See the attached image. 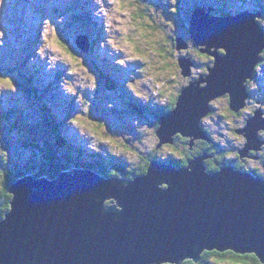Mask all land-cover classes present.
Instances as JSON below:
<instances>
[{"label":"water","instance_id":"1","mask_svg":"<svg viewBox=\"0 0 264 264\" xmlns=\"http://www.w3.org/2000/svg\"><path fill=\"white\" fill-rule=\"evenodd\" d=\"M211 12L196 7L189 31L216 58L215 65L206 86L190 84L162 117L158 148L174 144L179 134L207 140L202 121L211 102L225 94L236 112L243 106L245 82L264 51L259 15ZM78 45L83 51L90 47L86 37ZM181 49H187L183 38ZM180 66L188 75V60ZM260 116L243 130L246 153L262 144ZM207 158L197 157L183 169L153 160L133 180L90 168L64 171L54 180L37 174L18 180L9 190L11 210L0 220V264H182L199 262L205 251L254 254L264 264V178L232 166L209 172Z\"/></svg>","mask_w":264,"mask_h":264},{"label":"rangeland","instance_id":"2","mask_svg":"<svg viewBox=\"0 0 264 264\" xmlns=\"http://www.w3.org/2000/svg\"><path fill=\"white\" fill-rule=\"evenodd\" d=\"M246 1L232 0L238 7ZM256 1L250 0V3ZM137 2L145 6L143 12L153 21V25L157 23L163 28L160 32L164 34L167 43L160 44L158 49L163 52V56H153L152 62L156 64L167 59L169 67L174 64L179 70L175 73L176 80L164 79V83L175 93L188 81L182 76L181 72L185 69L181 68L178 59L189 56L197 63L201 62L198 51L191 48V44L186 51H176L173 41L176 37L191 40V22L186 20H191L192 11L195 9L193 6L198 0ZM260 2L264 4V0ZM96 9L94 0L0 2V161L5 157L13 164L19 163L23 166L27 161L33 160V155L38 158L45 139L49 141L46 143L51 145L48 147H52L50 150L54 152L53 142H59L58 146L64 151L69 149L68 146H76H71L70 157H78L80 162L90 164H94L96 159L103 161L109 173L114 169V164L119 162L132 171L154 153L159 142L155 125L158 119L156 114L161 110L160 105L154 103L151 97L147 103L135 98L125 85L131 76L139 78L142 75L140 69L147 65L142 61L130 62L127 68L115 65V60L121 57L110 54L107 48H100L105 34L102 19L93 15ZM82 34L90 36L88 51L79 48L78 40ZM53 41L65 45L70 54L80 59L88 71L97 77V90L94 93L77 87L76 95L65 94L61 85L65 81L75 85L79 77L70 74V66L59 59L52 67L49 57L57 56V53L51 48H45L43 59L37 55L39 48L44 47L46 42L51 44ZM200 69V66L192 69L193 74L197 76ZM261 71L257 80L251 84L253 100L249 110L261 109L264 117V70ZM107 82H115L117 87L112 84L110 86ZM131 82L130 79L129 83ZM25 86H28L29 92ZM109 104L114 107L109 109ZM222 112H225L223 107L216 115ZM13 116L21 119L22 129L12 130L15 125ZM8 117L13 120L9 121ZM218 118L208 119L205 126L215 134L217 142L226 149L227 158L231 159L235 146L246 142L245 138L242 139L235 132L236 128L245 126L243 118H238L237 122L227 118L220 120V123ZM52 120L57 121L56 126L52 124ZM133 120L137 121L135 125ZM72 121L80 123L74 124ZM6 132H9L15 145L8 153L3 150L8 140ZM64 141L67 143L65 146ZM260 153L264 158V147ZM176 154L175 148L164 145L157 151L156 156L167 162L168 159L173 160ZM39 159L33 163L42 162ZM212 264L235 263L228 259L225 262L213 260Z\"/></svg>","mask_w":264,"mask_h":264},{"label":"clouds","instance_id":"3","mask_svg":"<svg viewBox=\"0 0 264 264\" xmlns=\"http://www.w3.org/2000/svg\"><path fill=\"white\" fill-rule=\"evenodd\" d=\"M94 3L97 9L93 15L97 19H102L105 34L100 48H107L110 50V54L121 57L115 60V65L120 68H127L128 64L134 61H142L147 65L140 69L142 75L139 78L134 76L129 78L132 82L129 83V80L126 82L127 89L135 98H139L145 103L149 102L151 97L153 102L158 103L160 109L166 112L167 109L164 106L169 100L174 104L173 98L179 94L174 93L164 83V79L176 80L175 73H178L179 70L175 68L174 64L169 67L167 59L160 60L156 64L152 62L153 56H163V52L158 49L160 44L167 43L164 34L154 27L153 21L143 12L145 6L138 3L137 0H94ZM45 34H47V29ZM46 47L57 53V56L49 57L52 67L59 59L70 66V74L79 77V81L75 85L68 81L61 85L65 94L76 95L77 87L81 90H89L90 93L97 90V77L88 71L80 59L71 55L65 45L58 41H53L51 44L46 42L45 46L37 51V55L42 59ZM202 86H206V82ZM185 87H187V83H185ZM157 97H159L158 101ZM113 107V104L108 105L109 109ZM72 123L79 124L80 122L72 121ZM136 123L137 121L133 120V124ZM89 127L95 128L96 126ZM257 135L264 138V129L258 130ZM162 264H166V262L163 261Z\"/></svg>","mask_w":264,"mask_h":264},{"label":"flooded vegetation","instance_id":"4","mask_svg":"<svg viewBox=\"0 0 264 264\" xmlns=\"http://www.w3.org/2000/svg\"><path fill=\"white\" fill-rule=\"evenodd\" d=\"M260 1L257 0L256 2H253L251 4L250 0H247L246 2L243 3L242 6L238 7L234 5V2H232V0H198V2L193 6V8L201 6L203 8H206V10H211L212 11L211 14L214 16H230V15L241 14L244 12H251L259 15L256 21L264 30V24H262V22H264V4H261ZM194 10L195 9H193L192 13L194 12ZM191 21L192 18L191 20L189 19L186 20V22H191ZM190 44L192 45L191 48L198 51V55L201 58V62L197 63L189 56H186V58L180 57L178 59L179 65L182 59L188 60V62L191 64V68L188 75H186L187 73L184 74L183 71L181 72L182 76L185 79H188L187 87L192 83H197L202 79L203 80L206 79L210 73L209 69L214 67L216 61V58L214 56L203 51L207 49L206 47L198 46L192 40V38L189 41V43H186L187 49H185V51L190 48ZM213 51H215V49H212V52ZM217 53L220 56H224L226 52L224 49H219ZM198 66H200L202 69H200L201 70L200 73H198V75L196 76L193 74L192 69H195ZM261 68L262 70H264V51L260 55V61L255 67L252 76L249 79H247L245 82L246 97L244 99L243 106L241 107V109L238 112H236L233 109V103L230 94H225L217 98L213 102H211L210 104L211 110L207 115V117L205 118V120L202 122V126H203L202 128L206 131L208 135V139L207 140L199 139V140H195L194 142H191L190 139H188V137H184L180 134L177 135L175 137L174 144L171 146L175 148L177 151V154L174 156V158H176L178 161L176 162L173 160L172 163L170 164H173L178 169H183L186 168V166H188L186 165V155L189 156L188 158L191 157L190 160L188 161V164L191 160L206 155L208 158L205 160V165L209 172L220 171L222 168L232 166L236 170H240L243 172H250L256 176L264 178V158L261 156L260 153L261 151H263L264 145L262 146V144H264V141L260 136H258L259 140L262 142L261 146L260 147L256 146L257 149L255 150L252 149L248 153H246L244 152V150L247 148L248 139L246 138V132H243V130L249 125V121L255 118L258 114L261 115L260 116L261 118H264L263 111L261 109L258 110L253 109L251 111L249 110L250 107L252 106V100H253V91L251 90L252 89L251 84H253L257 80L258 73L261 70ZM202 85H205V83H202ZM187 87H185V84H183L180 86L178 91L175 92L178 93L179 95L174 96L173 98L175 100L174 104L171 100H169L167 106L165 107L167 109L166 111L167 113L171 112L174 106L175 108L177 107L179 98L183 90H185ZM222 107L226 113L222 112L219 113V115H216V112L222 110ZM167 113H165V111L161 109L160 112L156 114L158 119L155 127L158 128L162 117L165 116ZM215 117L217 118L219 117L218 123H220V120L223 121L224 119L227 118L232 119L235 122H237L238 118L241 119L243 118V123L245 126L236 128L235 132L236 134L241 136L242 139L245 138L246 142L245 143L242 142L238 147L235 146L234 153L231 159L227 158L226 149H224V147L221 146L219 142H217L215 138V134L207 126H205V122L208 121V119H215ZM201 149L202 151H200ZM157 158L158 159L156 160L163 162L162 160H160L159 157Z\"/></svg>","mask_w":264,"mask_h":264},{"label":"trees","instance_id":"5","mask_svg":"<svg viewBox=\"0 0 264 264\" xmlns=\"http://www.w3.org/2000/svg\"><path fill=\"white\" fill-rule=\"evenodd\" d=\"M154 27L156 29H158L159 31H161L163 28L159 27V24L156 23V25H154ZM180 36V35H179ZM88 38L90 39V37L88 36ZM181 37H176L173 39L174 44H175V49L177 51V47H178V40ZM185 41V39H184ZM186 43H189V41H185ZM91 43V42H90ZM173 47V48H174ZM174 49V51H175ZM105 79V78H104ZM106 80V79H105ZM108 85L110 86H115L117 87V84L115 82H107ZM112 84V85H111ZM27 91L29 92L30 90L28 89V86H25ZM35 89V88H34ZM36 90V89H35ZM175 108V106L172 108ZM169 112V110H168ZM167 113V112H165ZM49 114V113H48ZM164 114V112H163ZM9 121L11 120H15V125H13L12 130L14 131H18L17 129H22L20 126L22 125V121L21 119H16L13 116L12 117H8ZM205 119H203L204 121ZM202 121V122H203ZM52 124H54L55 126L57 125V121L52 120L51 121ZM157 124V123H156ZM160 126V124H159ZM158 126V128H159ZM203 127V126H202ZM158 128H156V132L158 130ZM21 131V130H20ZM6 136L8 138L7 144L5 142V148H3L5 153H8V150L11 151L14 148V143L12 142L11 138L9 137V132H6ZM46 142H49L47 139H45ZM43 145L42 147V152L39 153L38 158L39 161L42 160V162H36V164H34V160H38V158H36V155H33L31 158L33 160L31 161H27V164H24L23 166H21V164L16 163L13 164L12 161H8L6 160L5 157L1 158L0 161V220L4 219L5 216L9 213V211L11 210V201H12V195L10 194L9 190L10 187L17 182L18 180H21L22 178L26 177V176H32L37 174L39 178H48L49 180H54L56 177L59 176L60 173L64 172V171H68V170H72V169H82V168H90L93 169L96 172H99L100 174H102L103 176L106 177H119L122 179H131V178H135L137 176L143 175L147 172L148 167L150 166L151 162L153 160L158 159L156 156L157 151L161 148H158V145L156 146V149L154 151V153L150 156V158L146 161H144V163L142 165H140L138 168L133 169L132 171H129L128 168L122 164V162H119L117 164H114V169L112 171H110V173L108 171H106V167L105 164L103 163V161H99L96 159L94 164H90V163H83L80 162L78 159V157H70L71 155V146H68L69 149H66L65 151L62 150L60 148V146H58V143L53 142L54 145V149L55 152L50 150L52 147H48L51 146L50 144L46 143ZM56 143V145H55ZM67 144L66 141L63 142V145ZM168 145H173V144H168ZM65 146V145H64ZM73 147V146H72ZM73 148H76V146H74ZM70 150V151H69ZM83 150V148H82ZM202 151V149L200 150ZM59 152V153H58ZM189 156L186 155V165H188V161L190 160V158H188ZM174 161H178L177 159H174ZM173 160H168L167 162L172 163ZM184 160V159H182ZM4 163V164H2ZM107 164V163H106ZM109 203H112V201H110ZM109 205V204H107ZM229 259L230 262L235 263V264H262L260 262V260L254 255V254H248V255H238L236 253H233L231 251L225 252V253H220L218 251H205L202 254L201 260L199 262H195L193 260H186L184 263L182 264H212L213 260L219 261V262H225Z\"/></svg>","mask_w":264,"mask_h":264},{"label":"bare ground","instance_id":"6","mask_svg":"<svg viewBox=\"0 0 264 264\" xmlns=\"http://www.w3.org/2000/svg\"><path fill=\"white\" fill-rule=\"evenodd\" d=\"M261 70H262V68H261ZM261 70H260V71H261ZM261 72H262V71H261ZM261 72H260V73H261ZM200 81H204V82H205V79H204V80L202 79V80H200ZM200 81H199V82H200ZM188 138L191 140V142H194V141H195V138H193V137H188ZM168 163H169V162H168ZM92 170H93V169H92ZM110 201H112V200H110ZM110 201H109V202H110ZM112 202H113V201H112Z\"/></svg>","mask_w":264,"mask_h":264}]
</instances>
